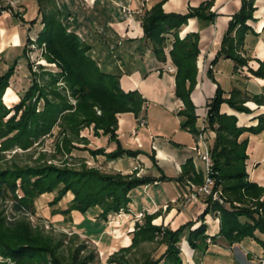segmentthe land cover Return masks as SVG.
I'll use <instances>...</instances> for the list:
<instances>
[{"label": "trees", "instance_id": "16d2710c", "mask_svg": "<svg viewBox=\"0 0 264 264\" xmlns=\"http://www.w3.org/2000/svg\"><path fill=\"white\" fill-rule=\"evenodd\" d=\"M36 2L41 27L34 40L27 38L25 51H30L34 48L31 45L35 44L41 48L42 59L47 65H38L39 71L36 72L32 70L33 65L28 64L31 83L18 94L19 101L12 107H7L2 97L4 99L9 89L14 67L10 66L7 72L0 74V159L4 158L2 154L6 150H28L50 135L55 127L61 136L57 152L87 150L93 157L103 155L107 160L135 157L142 153L139 149L124 147L116 129L119 114L130 112L139 118L146 100L136 89L123 90L119 75L102 70L98 60L89 53L90 44L65 26L56 0ZM163 3L164 0L157 1L142 14V38L151 48L159 68L167 60L171 63L174 96L183 103V109L178 113L182 117V128L194 135L206 130L215 134L208 141L212 162L208 174L213 180L212 190L218 193L223 203L207 198L206 207L196 220H189L175 229L154 224L156 212L146 214L142 223H135L130 244L110 254L108 262L183 264L180 242L186 240L191 249L203 252L207 247L205 240L214 238L205 233L203 218L215 211L220 212L219 235L228 244L245 237L252 238L261 246L264 261V187L250 178L249 139H239L244 132L257 134L264 130V113L253 117L256 124L242 126L238 125L235 114L220 110L225 103L236 112L250 114L252 110L245 103L252 101L264 105V94L250 95L238 87H232L225 93L216 83L215 92L206 103L203 129L197 127L190 94L198 73L199 35L198 32H188L180 38L179 31L189 18L211 23L216 13L211 11L212 0L189 7L185 13L165 12ZM3 10L9 11L16 21L23 22L20 13L10 5L0 6V13ZM254 10L255 0H241L239 10L229 20L212 63L220 57L231 59L235 72L247 66L248 59L242 54V47L246 34L252 32L247 21L253 18ZM247 71L264 80V59L258 60L256 69L247 67ZM207 75L215 81L210 69ZM84 129H90L95 136L106 137L113 147L109 150L101 146L91 148L87 137L80 136ZM149 157L154 163V155L151 153ZM154 180L151 176H137L135 172H105L98 167L87 166L85 162L77 167L66 163L19 164L13 161L0 165V264H65L66 259L59 254L62 241H55L29 221L35 213V200L41 194L54 193L53 203H56L70 192L72 199L63 214L67 216L72 210L79 211L85 222L88 212H91L95 221L106 223L111 214L120 210L129 212L132 190ZM177 181L199 185L203 177L194 170L191 160H187ZM6 208L8 213H5ZM197 221H200L199 225L192 228ZM156 237L165 246L158 257L143 256L135 263L127 257L134 248L152 243ZM83 249L84 246H77L71 251L68 264L93 262L94 253L81 255Z\"/></svg>", "mask_w": 264, "mask_h": 264}, {"label": "crops", "instance_id": "0c3cea01", "mask_svg": "<svg viewBox=\"0 0 264 264\" xmlns=\"http://www.w3.org/2000/svg\"><path fill=\"white\" fill-rule=\"evenodd\" d=\"M29 0H0V6L10 5L13 9L21 5L20 15H26L27 2ZM62 13L67 12V21L75 28L78 34L89 33L95 40V51L99 65H104L108 71L114 70L119 75V83L123 90H138L146 100L144 109L139 118L132 113L118 115L117 137L124 147L139 149L135 157L122 156L117 159L107 160L103 155L96 156L100 162H104L105 169L118 171L123 174L135 172L137 176H151L155 180L141 187L143 201L139 208L133 209L129 205L128 218L112 216L111 225V252L119 247L126 246L130 242L128 234L134 229L135 222L130 219L132 213L148 209L150 213L156 212L154 224L168 225L175 229L179 225L196 220L206 207V202L200 197L195 202L184 205L182 195L186 194L191 182L181 183L177 181L181 173L182 165L191 160L194 170L203 174L204 163L194 150L199 139L197 135L188 129L182 128V117L178 114L183 109V103L174 96V72L171 71V63L168 60L162 68L157 62L151 48L143 40L141 16L143 13L134 12L130 18H125L121 7L146 10L159 0H56ZM206 0H164L162 8L165 12L185 13L189 7H196ZM241 5V0H212L211 11L216 13L211 23H203L192 17L187 20L180 31L182 38L188 32H198L199 53L196 60L198 68L196 84L190 97L195 106L197 115L196 126L204 124L206 103L216 89V83L227 93L232 87H238L248 94H264V80L252 76L247 67L256 69L258 60L264 59V0H255L253 18L247 21L252 32L246 34L242 47V54L248 59L245 68L234 71L231 59L220 57L215 63V58L220 49L221 38L228 26L231 16L236 13ZM16 21L11 13L3 10L0 13V35L11 37L7 33L13 28ZM100 27L98 35L93 27ZM1 49V46H0ZM166 52L168 47L165 49ZM210 69L215 81L207 75ZM9 90V89H8ZM7 90L5 103L14 102L15 93ZM7 98V100H6ZM252 112L250 114L239 113L223 103L221 112L233 113L237 116L238 125L248 126L256 124L253 117L264 113V105H257L252 101L245 103ZM144 120L141 125L139 119ZM138 123V124H137ZM134 131V134H133ZM208 141L213 138L212 130L205 131ZM249 139L248 152L257 155L252 160L250 178L264 187V130L257 134L244 132L239 139ZM104 139L106 149L113 147L106 137ZM201 145V144H200ZM154 155L153 163L149 154ZM110 172V171H109ZM163 175L164 178H161ZM52 194V193H51ZM38 198H36L37 200ZM72 199V194L67 192L61 199L65 208ZM131 194V200H132ZM35 200V203H36ZM34 203V204H35ZM167 205L166 209L163 206ZM62 208L61 205H59ZM115 215V214H113ZM74 226L83 224L84 215L72 210L69 214ZM49 220L61 222L63 216L54 214ZM115 220V221H114ZM203 221L206 225V234L211 242L206 249L199 253L185 244L187 254L186 264H257L262 255L261 246L252 238L245 237L239 242L228 244L226 239L219 235V219L211 213L205 214ZM200 221L194 225L196 227ZM124 233H127L124 235ZM117 234V235H116ZM123 235V236H122ZM120 237V238H118ZM128 239V241L126 240ZM115 240V244L113 243ZM114 244V246H113ZM116 245V246H115ZM119 245V246H118ZM113 249V250H112Z\"/></svg>", "mask_w": 264, "mask_h": 264}, {"label": "rangeland", "instance_id": "374dc122", "mask_svg": "<svg viewBox=\"0 0 264 264\" xmlns=\"http://www.w3.org/2000/svg\"><path fill=\"white\" fill-rule=\"evenodd\" d=\"M27 6L28 7L26 8V15L23 17V22L12 21L13 28L7 31V33L11 32L12 36L3 37L0 35V74H4L5 72H7L10 66L14 67L13 73L11 74L9 79L8 92L10 93L12 90V92L17 96V98L13 100L14 102L10 103H5L2 97V101L6 104L7 107H12L13 105H15L19 101L18 94L23 93L31 83L32 75L28 68V64H32V70L36 72L39 71L38 65H47L46 61L42 59L41 48H39L35 44L31 45L34 48H31L30 51H25L27 38L30 37L32 40H34L36 33L41 27L40 15L38 13V5L36 0H29L27 2ZM14 11L18 13L22 12V10H19V7L17 5L14 7ZM66 16L67 12L64 11V13H62V20L67 29L78 32L75 28L72 27L70 23H68ZM93 29L98 35L100 34V27L96 26L93 27ZM79 35L83 40L90 44L91 48L89 53L94 59L97 60L98 57L95 56L97 52L95 51L96 49H94L95 39L93 37L91 38V36H89V33L87 32H84L85 37L81 33ZM97 54L101 55L99 51ZM101 68L108 73L115 74L114 70L108 71L107 69H105L104 65H101ZM12 113L13 112H11L8 116H10ZM80 136L87 137L89 141L88 145L91 148L100 146L106 147V145H104L105 140H99V136L93 135L90 129H84L83 131H81ZM60 143L61 136L58 135V128L55 127L53 128L50 135H47L39 143H35L33 147L29 148L28 150L14 148L4 151L2 154L4 158L0 159V165H5L6 162L10 163L13 161L18 162L19 164H34L38 162H45L61 165L66 163L69 166L73 165L77 167L80 163L85 162L87 166H95L105 172L112 171L108 168L105 169L104 162H100V158L93 157L87 150L72 149L70 153L65 151L57 152V144ZM248 151L249 150L247 147V154L249 156L248 169L250 171L252 160L258 153L257 150H254L253 154L249 153ZM97 157H99V155ZM131 194L133 199L131 200L129 205L133 209H137L139 208L138 206H140L139 204L143 201V193L141 191V187L138 186L136 189L132 190ZM53 196L54 193H43L38 197L35 203V213L29 218V221L34 228L36 227L41 229L44 234L50 235L55 241H62V247L59 250V254L67 260H65L64 263H69L68 256L71 251H73L77 246H84L81 255H85L90 252L94 253V260L90 264H115L108 262L109 255L117 252L120 248L125 247H119L112 252L110 250L112 238L111 225L113 221L111 219L112 216L114 217L115 215H109L108 222L104 223L103 221H95L93 213L88 212L86 216L87 220L85 222L83 221V224L79 226H74L71 222V217L69 215L66 216L62 213V211L66 209L63 201L59 200L58 202L53 203ZM59 205H61L62 208H60ZM5 213H8V208H6ZM57 213H60L63 216V220L61 222L49 220L50 217ZM116 219L117 218H115V220ZM130 219H133V216H131ZM161 224L163 226H168L163 222ZM192 228H194V226ZM126 234L127 233H124V235ZM128 236L130 237L131 242L132 232L131 234H128ZM126 240L128 241V239ZM210 242L206 241L205 243L207 245ZM113 243L115 244V240ZM185 244L188 245L186 240H182L180 242V255L182 260L186 262L187 254L186 250L184 249ZM164 249L165 246L160 242V238L156 237V240L152 243H143L139 246V248H134L132 251L127 253V257L131 258L135 263L136 261L141 260L143 256L147 255H149L151 258H156L164 251ZM196 252L201 253L200 251ZM260 259L263 260L262 255L261 257H259L257 264H259ZM183 264L186 263L183 262Z\"/></svg>", "mask_w": 264, "mask_h": 264}, {"label": "built area", "instance_id": "2783aa9c", "mask_svg": "<svg viewBox=\"0 0 264 264\" xmlns=\"http://www.w3.org/2000/svg\"><path fill=\"white\" fill-rule=\"evenodd\" d=\"M121 11L124 14L125 18H130L134 12L137 13H144L146 11V9L143 7H139L138 9H130L128 7H121ZM2 12V11H1ZM171 71L173 69H170ZM99 113V112H98ZM205 118V117H204ZM141 125L144 124V120L141 118L138 121ZM201 130L203 129V125L199 127ZM134 134V131H133ZM215 135V134H214ZM198 145L197 147L194 148V150L197 152L198 156L200 157V159L202 160V162L204 163V172L202 174L203 177V181L201 184L199 185H190L189 190L186 192V194L182 195V200H183V204L187 205L190 204L192 202H195L197 199H199L200 197L205 201L207 198H211V200H216L220 203H223V200L218 196V193L216 191H213V180L211 179V177L209 176V170L210 167L212 165L211 162V158H210V154H209V150H208V139H207V135L205 133V131H201L198 135ZM214 137V136H213ZM201 144V145H200ZM167 207V205L163 206V209L165 210ZM151 211H149L148 209H144L141 210L137 213H132L133 215V221L135 223H142V220L144 219V216L146 214H149ZM131 212H125L123 210H120L118 213L115 214V216H117L118 218H128L129 214ZM212 215H214L215 217H217L219 219V215L220 212L219 211H215L213 213H211ZM210 238H207L206 241L210 242ZM259 264H264L263 260H259Z\"/></svg>", "mask_w": 264, "mask_h": 264}, {"label": "bare ground", "instance_id": "6f19581e", "mask_svg": "<svg viewBox=\"0 0 264 264\" xmlns=\"http://www.w3.org/2000/svg\"><path fill=\"white\" fill-rule=\"evenodd\" d=\"M6 100H7V98H6Z\"/></svg>", "mask_w": 264, "mask_h": 264}]
</instances>
